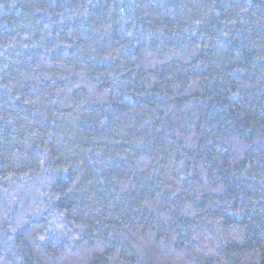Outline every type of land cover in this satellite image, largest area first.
Segmentation results:
<instances>
[{"label": "trees", "instance_id": "obj_1", "mask_svg": "<svg viewBox=\"0 0 264 264\" xmlns=\"http://www.w3.org/2000/svg\"><path fill=\"white\" fill-rule=\"evenodd\" d=\"M0 264H264V0H0Z\"/></svg>", "mask_w": 264, "mask_h": 264}]
</instances>
